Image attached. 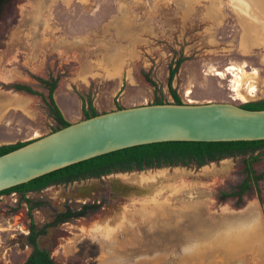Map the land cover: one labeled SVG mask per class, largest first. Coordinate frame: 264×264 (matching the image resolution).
<instances>
[{
  "label": "rangeland",
  "instance_id": "374dc122",
  "mask_svg": "<svg viewBox=\"0 0 264 264\" xmlns=\"http://www.w3.org/2000/svg\"><path fill=\"white\" fill-rule=\"evenodd\" d=\"M180 57L172 84L184 102L264 98V0H14L0 19V144L30 141L56 126L39 94L6 89L4 83H28L46 96L36 77L58 75L55 101L75 122L83 118L88 97L98 113L151 103L153 87L144 73L173 101L167 77ZM233 71L242 72L238 90ZM252 166L264 173V154ZM241 173L243 156L200 169L118 175L113 181L121 185L134 176L162 175L160 182L172 177L175 187L188 189L160 193L172 213L126 203L120 207L125 225L88 227L76 221L51 229L38 242L49 246L55 261L70 264H264V176L258 182L262 204L255 191L240 201L216 199L218 189ZM73 189L56 185L28 193L48 201L33 210L36 222L48 219L51 207L60 208ZM16 200L12 193L0 196V264H21L29 253L22 246L26 207L13 211ZM184 205H201L203 212L173 210ZM106 214L92 221H107L112 214ZM81 238L90 242H74Z\"/></svg>",
  "mask_w": 264,
  "mask_h": 264
},
{
  "label": "water",
  "instance_id": "95a60500",
  "mask_svg": "<svg viewBox=\"0 0 264 264\" xmlns=\"http://www.w3.org/2000/svg\"><path fill=\"white\" fill-rule=\"evenodd\" d=\"M264 139V109H247L240 104L226 101L200 103H147L115 108L88 118L70 122L67 126L37 137L25 144L0 154V191L28 182L36 177L68 165L119 149L164 141H249ZM167 170H142L120 172L117 175L146 174ZM137 184L124 187L136 195L150 200L141 202L151 205L153 212H171L167 200L156 201L159 186L171 189V181ZM181 207V208H180ZM181 209V210H180ZM160 210V211H158ZM176 213H200L202 206H179ZM149 210H146L147 212ZM179 216V215H178ZM182 216V215H181ZM160 217V216H159ZM122 216L114 218L104 227H118ZM180 225L179 223H175ZM173 225L150 223L148 226ZM182 225V224H181Z\"/></svg>",
  "mask_w": 264,
  "mask_h": 264
},
{
  "label": "trees",
  "instance_id": "16d2710c",
  "mask_svg": "<svg viewBox=\"0 0 264 264\" xmlns=\"http://www.w3.org/2000/svg\"><path fill=\"white\" fill-rule=\"evenodd\" d=\"M14 0H0V17L4 11L11 6ZM184 60L180 57L174 65H171L167 77V87L172 100L175 103H181L183 100L173 87L172 81L178 71L180 63ZM145 79L153 87V103H162L166 100L155 80L148 73H144ZM59 76L48 75L47 77H36L40 84L46 89V96L40 91L34 89L30 84L23 82L4 83L3 87L14 91H21L28 94H39L44 100L50 111L56 126L52 131L67 126L70 122L64 117L62 111L54 98V91L58 85ZM247 109H264V98L247 101L240 104ZM122 106L118 105L117 108ZM83 118L98 114L92 104L90 97L83 100L81 107ZM29 142V141H26ZM26 142L0 144V154L15 149ZM262 150V151H261ZM264 154V139L249 141H164L148 143L119 149L98 155L66 167L54 170L28 182L15 185L13 187L0 191V195L16 192L20 195L19 202L29 205V216L31 218V228L34 230L35 223L31 210L33 206L41 204L42 201L33 202V199L27 194L30 191H41L46 186L57 183H67L73 180H80L89 177H100L102 175L116 171L141 170L150 167H161L171 165L202 166L211 161H218L226 157L243 156L244 172L248 174L244 183L239 186V191L232 192L239 196L244 192H250L252 184H257L262 178V174H255L252 164L259 160ZM259 191L258 186H255ZM228 196V194H224ZM42 232V231H41ZM35 234L31 233L30 240L34 242L35 250L28 255L21 264H69L55 261L47 251L39 249L35 243Z\"/></svg>",
  "mask_w": 264,
  "mask_h": 264
},
{
  "label": "flooded vegetation",
  "instance_id": "af4514ba",
  "mask_svg": "<svg viewBox=\"0 0 264 264\" xmlns=\"http://www.w3.org/2000/svg\"><path fill=\"white\" fill-rule=\"evenodd\" d=\"M8 10H9V8H7L4 11V13L0 17V19H2L5 16V14L8 12ZM226 158H230V157H226ZM226 158H223V159H226ZM223 159H220L218 161H211V162H208L207 164H204L202 166H196V164H191L190 166H184V165L178 164V165H171V166L169 165V166H161V167H150V168L141 169V170L116 171V172H111V173L102 175L100 177H89V178L80 179V180H73V181H70L67 183H57V184L48 185L45 188H47L49 186H56V185L66 186V185L70 184L74 187V189H73L72 195L70 197H67L61 203L60 208L51 207L49 218L45 219L41 223H37L36 220L34 219L33 210H39L41 207L46 206L48 204V201L42 197H38V198L31 197L33 199L34 203L36 201H42L41 204L33 206L32 210H31V214L33 216V221L35 223L34 230H32V228H31V218L29 216L30 215L29 214V212H30L29 211V205L27 203H20L19 202L20 195L16 192H11L12 194L17 196V200H16L17 203L15 204L16 209L14 207L13 211H16L18 205H20V204L21 205L24 204L26 207V215L28 217V221L26 224V233H25L26 235H24V241H23L22 246L29 249L28 255H30L31 252H33L35 250V245H34V242H32L30 240L29 236L31 235V233H36L35 234V243H36L37 247L39 249H43V250L47 251L48 255H51V251L49 249V246L48 245L41 246V244H39V242H38L39 238L47 235V233H49V231L51 229L58 228L62 225L68 224V223H70V224L76 223V221H83V222H85V225H88V227L89 226L96 227V225L97 226L100 225V226L104 227V223H106V222L109 223L114 218H117L118 216L121 215L120 214V207H124V204L134 203V202H137L140 204L141 202H144L146 200L151 199V197L148 195L146 198H143L142 196L136 195V193H139V192H133V191H130L129 189H126L124 187L125 184L121 185V184L114 182L113 179L116 176H118L117 173L131 172V171H142V170H149V169L151 171H155V170L163 169V168H167V170L176 169V168L190 169L192 167H193V169H200V168H202V167H204L210 163H213V162L217 163ZM255 174H257V175L262 174L264 176L263 172L255 171ZM263 176H262V178H263ZM246 177H248L247 173H241V176L235 182L227 181L225 183V187L218 189V193H217V197H216L217 201H219V203H222V202L227 201L228 199L239 200V196L237 194L232 195V192L240 190L239 186L244 183V180ZM262 178L259 179L258 182L260 180H262ZM97 180L100 181V183H103V182L106 183L107 186L104 184L103 187H101L99 189L94 188V187L89 186V185L87 186L88 183H90L92 181H97ZM159 180H161V179H159ZM159 180H157L153 183H156V182L158 183ZM162 182H165V181L162 180ZM258 182H257V184H252V189L250 192L255 191V193L257 194V198H258L259 203L262 204L263 203V197L261 194V190L258 186ZM162 186L163 185L160 184L159 192L160 193L164 192L167 195H169V192L171 189L162 188ZM255 186H258L259 191L256 190ZM179 189H175V194L179 193L180 191L184 192L188 188L183 187V188H181V190H179ZM33 192L38 193L40 191H30L28 193H33ZM250 192L242 193L241 199L244 195H247ZM11 193H9V194H11ZM160 193H159V195L154 196L155 200L158 202L167 200V202L169 203L170 201L166 197L160 196ZM224 194H228V196H224ZM158 211H160V210H158ZM106 213H108L109 215L112 214L111 217L107 218V221H105V217H101L100 219H97V220L94 219V221H92L93 216L99 217L100 215L103 216ZM106 216H107V214H106ZM120 225H125V224L121 223V224H119V226ZM128 225L135 226V224H133V223H129ZM74 242H78V243L79 242L80 243L90 242V239L89 238H81V239H78Z\"/></svg>",
  "mask_w": 264,
  "mask_h": 264
},
{
  "label": "bare ground",
  "instance_id": "6f19581e",
  "mask_svg": "<svg viewBox=\"0 0 264 264\" xmlns=\"http://www.w3.org/2000/svg\"><path fill=\"white\" fill-rule=\"evenodd\" d=\"M235 68L234 67H228L226 70H234ZM241 73L242 72H238V71H233L232 72V75L234 76V79H233V83H234V88L233 90H238V88L240 87V85L242 84V76H241ZM217 74H221L220 72H217ZM247 74V73H246ZM255 89L254 87H250V92H254ZM237 99H240V100H243L244 97L237 93V96H236ZM151 176V175H150ZM138 177V176H134L132 177L129 181H131L132 183H137V184H150V183H153L159 179H162L164 176L162 175H155L153 177ZM121 178V177H120ZM129 179V178H128Z\"/></svg>",
  "mask_w": 264,
  "mask_h": 264
}]
</instances>
